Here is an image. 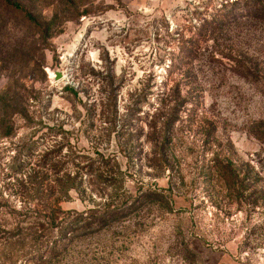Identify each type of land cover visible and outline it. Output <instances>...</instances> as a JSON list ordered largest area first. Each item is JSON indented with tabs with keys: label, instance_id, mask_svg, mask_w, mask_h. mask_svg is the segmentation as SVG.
<instances>
[{
	"label": "rangeland",
	"instance_id": "rangeland-1",
	"mask_svg": "<svg viewBox=\"0 0 264 264\" xmlns=\"http://www.w3.org/2000/svg\"><path fill=\"white\" fill-rule=\"evenodd\" d=\"M21 1L0 264H264V0Z\"/></svg>",
	"mask_w": 264,
	"mask_h": 264
},
{
	"label": "trees",
	"instance_id": "trees-1",
	"mask_svg": "<svg viewBox=\"0 0 264 264\" xmlns=\"http://www.w3.org/2000/svg\"><path fill=\"white\" fill-rule=\"evenodd\" d=\"M1 3H4L5 5L9 4V5H12L14 8H17V9H23V4H22V1L21 0H1ZM263 125V124H262ZM256 135L262 139L263 143H264V127L262 130L258 129L256 131ZM48 219H52L51 217L52 216H47ZM68 224H71V223H68ZM68 229V226L66 227ZM41 237H46L48 238L49 235H44V234H40ZM50 241V239H47Z\"/></svg>",
	"mask_w": 264,
	"mask_h": 264
},
{
	"label": "water",
	"instance_id": "water-1",
	"mask_svg": "<svg viewBox=\"0 0 264 264\" xmlns=\"http://www.w3.org/2000/svg\"><path fill=\"white\" fill-rule=\"evenodd\" d=\"M62 77H63L62 72H60V71H56V72H55V75H54V80H55V81L60 80Z\"/></svg>",
	"mask_w": 264,
	"mask_h": 264
}]
</instances>
